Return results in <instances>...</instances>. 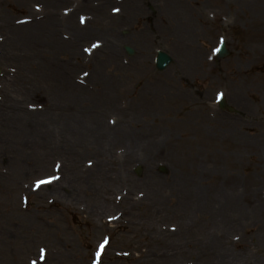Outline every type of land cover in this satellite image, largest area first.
Listing matches in <instances>:
<instances>
[{
	"label": "rangeland",
	"instance_id": "rangeland-1",
	"mask_svg": "<svg viewBox=\"0 0 264 264\" xmlns=\"http://www.w3.org/2000/svg\"><path fill=\"white\" fill-rule=\"evenodd\" d=\"M250 9L0 0V264H264V23Z\"/></svg>",
	"mask_w": 264,
	"mask_h": 264
},
{
	"label": "bare ground",
	"instance_id": "bare-ground-1",
	"mask_svg": "<svg viewBox=\"0 0 264 264\" xmlns=\"http://www.w3.org/2000/svg\"><path fill=\"white\" fill-rule=\"evenodd\" d=\"M242 4L246 5L247 7L249 6V4L252 5L253 10L250 9L251 11V17L253 19V22H255V24L257 25H261L264 23V0H239ZM254 4V5H253ZM181 14H183V18H184V26L182 27L180 24L177 25L174 28V32L175 35H177L179 42L182 44L183 49L185 51V53L188 52H192L193 51V43H194V39H193V35H194V25L192 23V21L185 17V13L182 12ZM179 28L182 30L179 34ZM185 28V30H184ZM264 30V28H263ZM191 50V51H190ZM190 54V53H189ZM193 55H189L188 58L192 59ZM191 61L193 60H189L188 59V65L191 66ZM196 62L193 63V65L195 66ZM155 97L156 98V94H151V98ZM151 192L154 193V195L156 194V192L158 191L157 186L155 182L151 183ZM159 188V186H158Z\"/></svg>",
	"mask_w": 264,
	"mask_h": 264
},
{
	"label": "water",
	"instance_id": "water-1",
	"mask_svg": "<svg viewBox=\"0 0 264 264\" xmlns=\"http://www.w3.org/2000/svg\"><path fill=\"white\" fill-rule=\"evenodd\" d=\"M126 50L132 54L133 53V49L130 47H127ZM229 54V51L226 47V43L222 42L219 50H218V57H226ZM172 57L164 52V51H159L157 58H156V66L158 69L163 70L165 69L171 62H172ZM221 106L224 107L225 106V101L222 100L221 102Z\"/></svg>",
	"mask_w": 264,
	"mask_h": 264
},
{
	"label": "snow or ice",
	"instance_id": "snow-or-ice-1",
	"mask_svg": "<svg viewBox=\"0 0 264 264\" xmlns=\"http://www.w3.org/2000/svg\"><path fill=\"white\" fill-rule=\"evenodd\" d=\"M39 183H44L43 181L39 182Z\"/></svg>",
	"mask_w": 264,
	"mask_h": 264
}]
</instances>
